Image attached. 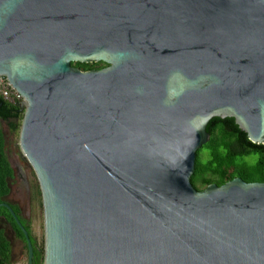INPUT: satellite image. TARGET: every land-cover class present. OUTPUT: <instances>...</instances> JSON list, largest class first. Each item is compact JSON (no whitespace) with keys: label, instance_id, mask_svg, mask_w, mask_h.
I'll use <instances>...</instances> for the list:
<instances>
[{"label":"water","instance_id":"obj_1","mask_svg":"<svg viewBox=\"0 0 264 264\" xmlns=\"http://www.w3.org/2000/svg\"><path fill=\"white\" fill-rule=\"evenodd\" d=\"M0 76L41 264H264V181L189 182L210 118L264 144V0H0Z\"/></svg>","mask_w":264,"mask_h":264},{"label":"trees","instance_id":"obj_2","mask_svg":"<svg viewBox=\"0 0 264 264\" xmlns=\"http://www.w3.org/2000/svg\"><path fill=\"white\" fill-rule=\"evenodd\" d=\"M70 65L80 70L106 66L101 61L88 63L73 61L70 62ZM21 116L22 111L15 102L3 100L0 96V120L6 122L10 133L18 130ZM205 131L208 134V139L196 149L193 170L189 177V182L195 189H202L210 183L220 185L233 177H238L246 182L264 181V144L250 142L230 117L210 118L205 125ZM3 147L4 137L0 128V202L7 195V183L11 176V168ZM200 152H204L205 159ZM250 154L253 155L252 159L247 160ZM10 207L29 236L32 245V264H41L42 248L36 246L34 239L29 235L28 225L18 216L16 207ZM0 220L11 226L26 249L20 230L8 211L2 206H0ZM9 249V241L3 228L0 227V264H9Z\"/></svg>","mask_w":264,"mask_h":264},{"label":"rangeland","instance_id":"obj_3","mask_svg":"<svg viewBox=\"0 0 264 264\" xmlns=\"http://www.w3.org/2000/svg\"><path fill=\"white\" fill-rule=\"evenodd\" d=\"M3 83V82H1ZM2 134L4 136V153L8 161L14 162L21 157L17 146V133L18 130L10 133L7 131L5 124L1 122L0 124ZM203 159H205L204 152H200ZM253 155H249L247 160H251ZM9 201L13 200L8 198ZM13 204L16 202L11 201ZM28 203V202H27ZM23 206V205H22ZM29 208V213L26 215L25 210ZM23 209L21 218L27 223L29 228V234L34 239L36 246L42 248V215H41V205L39 195L36 199L27 207ZM0 227L4 229V234L9 241V264H26L25 248L22 240L15 234L11 226L3 220H0Z\"/></svg>","mask_w":264,"mask_h":264},{"label":"flooded vegetation","instance_id":"obj_4","mask_svg":"<svg viewBox=\"0 0 264 264\" xmlns=\"http://www.w3.org/2000/svg\"><path fill=\"white\" fill-rule=\"evenodd\" d=\"M103 67L105 66H102L100 68ZM1 122L4 123L6 129H8L6 122L0 120V124ZM7 162L9 167L11 168V176L8 179L7 183L8 192L3 201H6L10 206H15L18 216L21 217L22 213H24L23 209L27 207L28 203L30 205L36 199V196L39 195L37 182L31 168L22 157H20L18 160H15L14 162L8 160ZM8 198L13 199L16 204H13L11 202L13 200L9 201ZM25 213L26 215L29 213V208H26Z\"/></svg>","mask_w":264,"mask_h":264},{"label":"built area","instance_id":"obj_5","mask_svg":"<svg viewBox=\"0 0 264 264\" xmlns=\"http://www.w3.org/2000/svg\"><path fill=\"white\" fill-rule=\"evenodd\" d=\"M0 96L3 100L15 102L20 109L22 108V96L17 90H15L11 86L9 81L3 76H0Z\"/></svg>","mask_w":264,"mask_h":264},{"label":"bare ground","instance_id":"obj_6","mask_svg":"<svg viewBox=\"0 0 264 264\" xmlns=\"http://www.w3.org/2000/svg\"><path fill=\"white\" fill-rule=\"evenodd\" d=\"M12 86V85H11ZM13 87V86H12ZM14 88V87H13ZM15 89V88H14ZM16 90V89H15ZM21 95V94H20ZM22 104H24V100H23V102H22Z\"/></svg>","mask_w":264,"mask_h":264}]
</instances>
